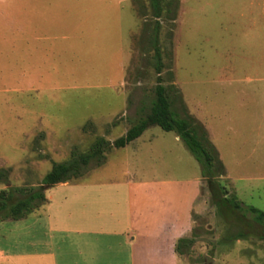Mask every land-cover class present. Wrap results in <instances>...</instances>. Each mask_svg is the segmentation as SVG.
<instances>
[{
  "label": "rangeland",
  "instance_id": "obj_1",
  "mask_svg": "<svg viewBox=\"0 0 264 264\" xmlns=\"http://www.w3.org/2000/svg\"><path fill=\"white\" fill-rule=\"evenodd\" d=\"M176 7L177 20H161L164 84L176 86V111L186 109L207 130L237 200L264 211V135L225 129L228 107L238 114L237 97L252 91L243 86L264 84V0H176ZM153 23L149 0H0V190L38 187L55 163L86 153L97 139L113 143L150 112L157 74L145 28ZM176 137L151 127L108 152L101 166L92 162L80 182L51 188L28 217L0 220V264H31L50 241L54 251L62 227L85 207V187L112 186L123 208L116 194L126 181L154 194L169 182L182 217L201 194L191 212L199 236L180 264H264L256 236L218 245L227 224L204 185L201 192V165ZM152 207L163 214L159 201Z\"/></svg>",
  "mask_w": 264,
  "mask_h": 264
},
{
  "label": "crops",
  "instance_id": "obj_2",
  "mask_svg": "<svg viewBox=\"0 0 264 264\" xmlns=\"http://www.w3.org/2000/svg\"><path fill=\"white\" fill-rule=\"evenodd\" d=\"M179 20L182 25V19ZM263 85L258 82L254 83L253 87L243 86L252 91L242 92L241 96L237 97V104L240 106L238 114L232 112V107H228V123L225 125L228 136L247 129H253L257 136L262 133L264 135V91H261L264 90ZM250 101L254 102V113L247 117L244 112L249 110ZM234 120H237L236 124ZM176 141L181 142L179 137H176ZM219 157L221 159L220 153ZM222 163L226 170L224 184L229 195H235L237 198L233 193V179L223 161ZM64 184L68 186L70 182ZM160 184L163 186L157 189L156 194L149 187L135 188L140 184L132 181L118 185L117 190L120 192L117 191L116 195L120 194L118 196L123 207L120 209V202L112 199L111 191L115 189L112 186L85 187V207L78 209L77 219L74 217L73 223L62 227V238L59 246H56V254L55 250L53 251V242L50 241V251V242H46L45 253L40 258H37L36 254L31 259V264H180V257L175 249L176 243L192 232L194 221L191 212L193 214L201 194H195L194 201L188 208V216L182 217L180 211H175L176 194L167 186L170 183ZM143 185L149 186V183ZM90 194L93 200L90 199ZM158 201L162 204L163 213L159 217L158 210L156 213L155 207H152V204ZM73 215L74 212L68 214L67 222H70Z\"/></svg>",
  "mask_w": 264,
  "mask_h": 264
},
{
  "label": "trees",
  "instance_id": "obj_3",
  "mask_svg": "<svg viewBox=\"0 0 264 264\" xmlns=\"http://www.w3.org/2000/svg\"><path fill=\"white\" fill-rule=\"evenodd\" d=\"M149 3L154 23L152 28L150 24H147L145 30L150 28L151 36L148 43L155 52L154 62L157 74L155 99L150 112L133 125L126 135L113 143L102 138L97 139L86 153L73 155L72 159L65 163H55L38 187H12L0 190L1 221L7 219L20 221L28 217L47 202L46 194L51 188L80 179L92 162L95 161L98 166H101L107 159V153L112 149H125L142 137L149 128L156 126L165 132L175 133L201 165L203 177L201 192L204 185L217 215L227 224L218 245H233L236 241L245 240L251 235L264 240V211L255 207L246 208L235 196H233L235 200L228 197L229 192L221 181L226 175V170L217 149L208 137L207 130L186 109L183 114L176 111L170 95L171 90H177L176 86L168 88L164 84L162 74L165 65L160 41L161 20L165 17L171 20L176 19L175 13L178 9L176 0H149ZM4 177V173H0V180ZM190 235L192 237H182L176 243V252L182 259L190 256L194 238L199 236L195 228ZM213 253L214 250H211V255ZM203 262H205L204 258L197 263L203 264Z\"/></svg>",
  "mask_w": 264,
  "mask_h": 264
},
{
  "label": "water",
  "instance_id": "obj_4",
  "mask_svg": "<svg viewBox=\"0 0 264 264\" xmlns=\"http://www.w3.org/2000/svg\"><path fill=\"white\" fill-rule=\"evenodd\" d=\"M206 261L207 262H213L214 260L212 258H210V257H206Z\"/></svg>",
  "mask_w": 264,
  "mask_h": 264
}]
</instances>
